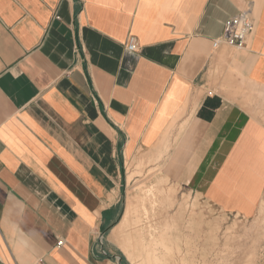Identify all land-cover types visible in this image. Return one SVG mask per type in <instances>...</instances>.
I'll use <instances>...</instances> for the list:
<instances>
[{"label": "crops", "instance_id": "1", "mask_svg": "<svg viewBox=\"0 0 264 264\" xmlns=\"http://www.w3.org/2000/svg\"><path fill=\"white\" fill-rule=\"evenodd\" d=\"M246 8V44L214 47ZM133 161L255 213L264 0H0L1 264H130L110 236Z\"/></svg>", "mask_w": 264, "mask_h": 264}, {"label": "rangeland", "instance_id": "2", "mask_svg": "<svg viewBox=\"0 0 264 264\" xmlns=\"http://www.w3.org/2000/svg\"><path fill=\"white\" fill-rule=\"evenodd\" d=\"M131 173H135V176L129 182ZM125 176L123 203L126 208L129 195L145 196L149 189L156 192L159 202L155 211L151 212L150 202H147L149 210L140 212L142 216L138 229L143 238L140 247L135 248L133 243L140 239L132 223L124 226L122 240H111L130 264H135L134 261L145 264L148 242L163 231L166 225L174 226L175 221L180 222L179 230L184 232L178 242L179 230H173V238L177 239L180 250L174 243L170 254L165 255L160 249L157 251L161 259L166 257L167 264H264V192L260 195V204L255 213L246 215L240 211L223 209V205L214 203L209 197L173 183L163 176L160 161L127 162ZM168 195L172 205L167 207L165 200ZM181 209L182 214L179 215ZM190 217L194 218L196 228L195 234L189 237L186 235V225ZM166 238L170 239L169 236ZM187 240L191 242L190 246ZM129 241L133 244L130 249L134 260L122 248V242L129 246Z\"/></svg>", "mask_w": 264, "mask_h": 264}, {"label": "bare ground", "instance_id": "3", "mask_svg": "<svg viewBox=\"0 0 264 264\" xmlns=\"http://www.w3.org/2000/svg\"><path fill=\"white\" fill-rule=\"evenodd\" d=\"M161 153H159L158 158H161ZM134 172V171H133ZM135 176V173H131V175L129 176V182H131V180L133 179V177ZM147 195L145 196H140V195H136V196H132L129 195V198L127 200V208L126 211L124 212L122 221H120V224L113 228L112 232H111V240L115 241V242H119V240H122V236L124 234V226H126V224L128 223H132L135 224V230L136 232L139 234V239L137 240V242H133L135 244V248H137V246L140 247V244L142 242V235H141V231L138 229L140 222H141V214L142 210L148 211L149 207L146 204L147 202H150L151 205V212L152 210L155 211V206L156 204H158L159 202H157V196H156V192L153 189H149L146 192ZM170 195L167 196L166 198V206H171V200H170ZM182 207V205L180 206V208ZM183 209V207H182ZM182 209L179 212V215L182 214ZM181 219V216H180ZM179 219V220H180ZM178 220V221H179ZM175 221L174 226L172 225H166L165 228H163V231L159 232L157 236H153L151 238V240L148 242V244L146 245V250H147V255L145 258V264H167L168 260L165 259L166 257H164V259H161L159 257V255L157 254V251L160 249L162 251H164L165 255L170 254V252L173 250V246L174 243L177 246V249L180 250V245L178 242H180L179 240L182 238V235L184 232L180 231L179 228H181L180 222ZM187 236H191L195 234V228H196V223L194 221L193 217H190L187 220ZM173 230H176L179 232L177 233L178 235V242L177 239L173 238ZM154 233H152L151 235H153ZM166 236H169V240L166 238ZM184 237V236H183ZM142 238V239H141ZM136 241V239H134ZM133 240V241H134ZM130 244L129 246L127 244H124L122 242V248L124 250V252L128 253L129 257L134 260V256H133V252L131 251L130 247L133 246V244L131 243V241H129ZM187 245L190 246L191 242H189L188 240L186 241ZM134 248V247H133ZM143 248V247H142ZM144 249V248H143ZM135 264H138L137 261H134ZM143 264V263H141Z\"/></svg>", "mask_w": 264, "mask_h": 264}, {"label": "built area", "instance_id": "4", "mask_svg": "<svg viewBox=\"0 0 264 264\" xmlns=\"http://www.w3.org/2000/svg\"><path fill=\"white\" fill-rule=\"evenodd\" d=\"M253 30L254 22L251 17V11L249 8H246L228 20L223 35L221 38L214 41V47L219 46L221 43L243 47ZM127 49L130 51H137L138 43L136 37L131 36L129 38ZM62 243L63 241H59L58 244Z\"/></svg>", "mask_w": 264, "mask_h": 264}]
</instances>
